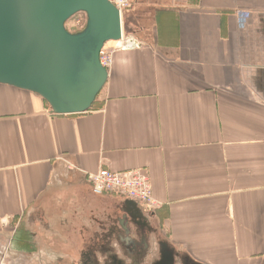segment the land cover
I'll list each match as a JSON object with an SVG mask.
<instances>
[{
    "label": "crops",
    "instance_id": "0c3cea01",
    "mask_svg": "<svg viewBox=\"0 0 264 264\" xmlns=\"http://www.w3.org/2000/svg\"><path fill=\"white\" fill-rule=\"evenodd\" d=\"M122 22L88 111L0 84L1 264L148 262L157 239L174 263L264 264V96L246 79L264 68V0H130ZM136 168L157 202L139 204L147 252L124 242L131 200L88 178Z\"/></svg>",
    "mask_w": 264,
    "mask_h": 264
},
{
    "label": "water",
    "instance_id": "95a60500",
    "mask_svg": "<svg viewBox=\"0 0 264 264\" xmlns=\"http://www.w3.org/2000/svg\"><path fill=\"white\" fill-rule=\"evenodd\" d=\"M81 12L85 28L70 31L68 20ZM122 38L111 0H0V84L39 94L56 115L84 113L109 78L104 45ZM246 79L264 96V68L248 69Z\"/></svg>",
    "mask_w": 264,
    "mask_h": 264
},
{
    "label": "built area",
    "instance_id": "2783aa9c",
    "mask_svg": "<svg viewBox=\"0 0 264 264\" xmlns=\"http://www.w3.org/2000/svg\"><path fill=\"white\" fill-rule=\"evenodd\" d=\"M130 0H111L121 11ZM123 39V38H122ZM138 44H136L137 46ZM129 46L126 43L123 48ZM101 63L108 69L110 57L107 47L101 51ZM95 194L113 193L125 196L131 201L142 204L148 211L154 212L157 202L153 195V186L148 172L143 168H136L124 172L101 169L88 175Z\"/></svg>",
    "mask_w": 264,
    "mask_h": 264
},
{
    "label": "flooded vegetation",
    "instance_id": "af4514ba",
    "mask_svg": "<svg viewBox=\"0 0 264 264\" xmlns=\"http://www.w3.org/2000/svg\"><path fill=\"white\" fill-rule=\"evenodd\" d=\"M136 203V202H135ZM137 205H131L127 203V207L129 210L124 211V217L121 220L123 225L124 233L128 234L129 237L124 239V242L127 244V247L136 246L139 247L144 252L149 251L153 246L151 242L146 239V236L156 237L158 235V229L153 223L151 219V213L145 212L142 207ZM136 233L139 236V241L136 244H133L132 240L130 239L131 235ZM128 242V243H127ZM156 245L154 246V253L152 258L147 261H138L136 260L135 256L133 255H124L123 258L113 257L109 262L106 264H179L180 260L177 262H172L169 253L166 251V247L163 245L160 239H157ZM132 244V245H130ZM148 255L145 254L144 256ZM92 262H89V264ZM88 264V263H87Z\"/></svg>",
    "mask_w": 264,
    "mask_h": 264
},
{
    "label": "rangeland",
    "instance_id": "374dc122",
    "mask_svg": "<svg viewBox=\"0 0 264 264\" xmlns=\"http://www.w3.org/2000/svg\"><path fill=\"white\" fill-rule=\"evenodd\" d=\"M85 21L87 22V15L84 12H81L73 16L70 20H68L66 26L70 31L76 32L83 28ZM109 43L107 44V46L109 45ZM1 263L2 262H0V264ZM22 263L23 264H36L35 262H28V261L20 262L18 260H14L13 256L11 259H8L7 261H5V264H22ZM47 264H50V262H47Z\"/></svg>",
    "mask_w": 264,
    "mask_h": 264
},
{
    "label": "bare ground",
    "instance_id": "6f19581e",
    "mask_svg": "<svg viewBox=\"0 0 264 264\" xmlns=\"http://www.w3.org/2000/svg\"><path fill=\"white\" fill-rule=\"evenodd\" d=\"M120 12H121V15H122V11H121V10H120ZM120 41H121V40H120ZM120 41H110V43H111V42L117 43V42H120ZM108 43H109V42H107V43L104 45L103 49H105V48L107 47V44H108ZM110 43H109V44H110ZM103 49H102V50H103Z\"/></svg>",
    "mask_w": 264,
    "mask_h": 264
},
{
    "label": "trees",
    "instance_id": "16d2710c",
    "mask_svg": "<svg viewBox=\"0 0 264 264\" xmlns=\"http://www.w3.org/2000/svg\"><path fill=\"white\" fill-rule=\"evenodd\" d=\"M86 23H87V22L85 21L83 28H82V29H80L79 31H76L75 33L82 31V30L85 28V26H86Z\"/></svg>",
    "mask_w": 264,
    "mask_h": 264
}]
</instances>
